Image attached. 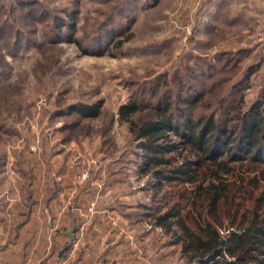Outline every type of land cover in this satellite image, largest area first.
I'll return each mask as SVG.
<instances>
[{"label":"rangeland","instance_id":"1","mask_svg":"<svg viewBox=\"0 0 264 264\" xmlns=\"http://www.w3.org/2000/svg\"><path fill=\"white\" fill-rule=\"evenodd\" d=\"M263 10L264 0H0V203L27 216L19 204L54 195L67 231L77 216L100 219L103 236L139 239L156 264H187L180 244L154 224L152 213L170 196L154 197L157 176L138 170L142 149L119 110L134 100L139 124L157 106H168L178 124L215 112L220 124H238L264 102ZM81 103L100 104V113H67ZM63 166L67 183L89 192L83 211L69 208L76 200L65 191L55 197L52 183L45 196L34 186L35 172Z\"/></svg>","mask_w":264,"mask_h":264},{"label":"trees","instance_id":"2","mask_svg":"<svg viewBox=\"0 0 264 264\" xmlns=\"http://www.w3.org/2000/svg\"><path fill=\"white\" fill-rule=\"evenodd\" d=\"M138 106L131 100L119 110L142 149L138 170L154 171V197L164 190L171 202L152 213L154 224L180 244L187 264H264V102L241 114L238 129L220 124L217 112L197 119L187 114L178 124L168 106H157L155 117L139 124L131 118ZM72 112L96 117L100 104L72 105Z\"/></svg>","mask_w":264,"mask_h":264},{"label":"crops","instance_id":"3","mask_svg":"<svg viewBox=\"0 0 264 264\" xmlns=\"http://www.w3.org/2000/svg\"><path fill=\"white\" fill-rule=\"evenodd\" d=\"M255 2L260 3V1ZM257 13L260 14V11ZM35 158L37 159H32L31 162L41 163L37 167L41 168L45 165L42 157L35 156ZM47 168L34 173L37 177L34 186L39 187L36 190H43L41 196L49 193L48 186L52 183L56 188L55 197L56 195L60 196L61 192L65 191V195L70 200H76L74 205H69L71 210H85L80 205V201L91 198L88 190L78 188L77 184L71 180H69L70 183H67L68 170L65 166L57 171L50 169V167ZM99 190L102 191V189ZM53 196L47 197L48 199L43 203L40 202V198L38 202L19 204L20 208L30 209L27 216H24L23 211H15L13 214L9 211L10 208V210L15 209L12 208V206L17 205L14 202L0 203V261L3 264H24L30 259L41 260L43 264H111L112 262L115 264H156L154 252H151L144 242L139 243V239L137 241L124 240L123 238L118 240L117 236L112 237L109 234L103 236L102 230L99 228L103 224L100 223V219H81V216H77L76 219L75 240L69 243L68 249L60 255L64 248L60 250H56V248L60 243L64 244L65 247L68 242L66 239H69V230L65 229L66 215H60V211H64L65 205H63L64 207L60 206ZM91 202L92 200L87 204ZM102 208L99 205L96 211ZM49 210L59 212L51 217L48 213ZM10 226H14L17 233L11 234L13 228L10 231L8 228ZM167 264L183 263L171 262Z\"/></svg>","mask_w":264,"mask_h":264},{"label":"water","instance_id":"4","mask_svg":"<svg viewBox=\"0 0 264 264\" xmlns=\"http://www.w3.org/2000/svg\"><path fill=\"white\" fill-rule=\"evenodd\" d=\"M76 230H77V226H76V219H73L72 220V223H71V227H70V229H69V231H68V237H69V239H68V243H72L74 240H75V233H76ZM225 242L223 241V244H224ZM68 244L64 247V249L60 252V255H62L63 254V252L65 251V250H67L68 249ZM221 250V248L218 250V251H220ZM111 264H115L114 262H112Z\"/></svg>","mask_w":264,"mask_h":264},{"label":"built area","instance_id":"5","mask_svg":"<svg viewBox=\"0 0 264 264\" xmlns=\"http://www.w3.org/2000/svg\"><path fill=\"white\" fill-rule=\"evenodd\" d=\"M251 1H260V2H263V0H251ZM263 12H264V10H263ZM260 15H262L263 16V14H260ZM250 29L251 28H248V30H247V32H250ZM264 33V32H263ZM263 42H264V37H263ZM83 176H84V178L85 177H88L89 176V172H85L84 174H83ZM0 264H3L1 261H0ZM24 264H43L42 263V261L41 260H33V259H30V260H28L26 263H24Z\"/></svg>","mask_w":264,"mask_h":264}]
</instances>
